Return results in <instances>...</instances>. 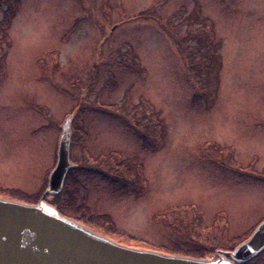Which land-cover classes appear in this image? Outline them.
Instances as JSON below:
<instances>
[{"label": "rangeland", "instance_id": "obj_1", "mask_svg": "<svg viewBox=\"0 0 264 264\" xmlns=\"http://www.w3.org/2000/svg\"><path fill=\"white\" fill-rule=\"evenodd\" d=\"M67 115L74 161L143 178L76 170L66 213L110 214L121 235L85 225L128 246L229 248L264 219V0H0V187L41 192Z\"/></svg>", "mask_w": 264, "mask_h": 264}, {"label": "water", "instance_id": "obj_2", "mask_svg": "<svg viewBox=\"0 0 264 264\" xmlns=\"http://www.w3.org/2000/svg\"><path fill=\"white\" fill-rule=\"evenodd\" d=\"M72 119L61 125L56 162L38 203L0 196V264H246L264 252V219L232 250L214 258L172 254L117 242L45 200L63 191L71 159Z\"/></svg>", "mask_w": 264, "mask_h": 264}, {"label": "trees", "instance_id": "obj_3", "mask_svg": "<svg viewBox=\"0 0 264 264\" xmlns=\"http://www.w3.org/2000/svg\"><path fill=\"white\" fill-rule=\"evenodd\" d=\"M128 103V102H127ZM134 110L138 109L139 106H133ZM136 108V109H135ZM145 111V107L144 110ZM139 112V111H138ZM130 116L133 115V113L129 114ZM135 116H132V122L136 124L138 120V117L134 118ZM134 119V120H133ZM82 164H79L77 170L84 169V168H90L94 171H99L103 172L106 175L110 176L114 182H120L123 183L124 185L128 186H136V181L135 177L138 179L143 178V166L141 164H138V162L133 159V158H126L122 159L121 161L114 156L111 160V162H105L103 166H81ZM76 170V169H75ZM75 170H71L69 172V175L67 177V180L65 182V187L63 192L60 195L56 196H49L47 195L46 200H48L50 203L54 204L62 213L67 214L74 219L87 224L91 227H95V229H100L104 233L108 234L109 236L114 237V235H121L117 231L118 229L115 228V224L113 222V219L110 214L107 213H101V214H96L92 213L88 210V208L84 207L83 205H80L78 209L83 210V215L82 216H74L70 215L65 212L66 207H71L76 200V193L78 192L79 187L81 188V183H79L77 180L75 181L74 179V172ZM46 183L47 179L44 182V185L41 189V192H36L35 194H30L24 191H21L17 188H5V187H0V195L3 197L11 198V199H16V200H21L25 201L28 203H36L39 201L42 193L44 192L46 188ZM203 219L201 217L198 218L197 223L199 225H203ZM99 230V231H100ZM250 234V233H249ZM195 234H191L190 238L185 237V240L183 242H173L172 247L171 246H160L157 247L158 250H162L168 253L172 254H182V255H190V256H196V257H208L206 254L209 252H212L215 254V250L217 247L215 246V241L213 240L212 243V238L208 237L206 238L205 236H202L200 233H196V237L193 236ZM124 236V235H122ZM117 237V236H116ZM128 239L132 238L130 236H126ZM247 237V236H246ZM244 237L243 239H245ZM241 239L240 241H242ZM131 240H136V239H131ZM146 248H153L152 245H143ZM155 248V247H154ZM264 257V253L256 258L255 260L247 263V264H259ZM256 262V263H255Z\"/></svg>", "mask_w": 264, "mask_h": 264}, {"label": "flooded vegetation", "instance_id": "obj_4", "mask_svg": "<svg viewBox=\"0 0 264 264\" xmlns=\"http://www.w3.org/2000/svg\"><path fill=\"white\" fill-rule=\"evenodd\" d=\"M73 147H74V141H73V138H72L71 154H72V148H73ZM71 159H72V155H71ZM72 161H73L75 164H77V167L74 168V169H71V170H75V169L77 170L79 164H78L76 161H74L73 159H72ZM71 170H70V171H71ZM76 170H75V171H76ZM70 171H69V172H70ZM69 172H68V175H69ZM68 175H67V177H68ZM67 177H66V180H67ZM66 180H65V182H66ZM64 187H65V184H64ZM63 190H64V188H63ZM62 192H63V191H62ZM62 192H61V193H62ZM61 193H60V194H61ZM60 194H59V195H60ZM54 196H56V195H54ZM239 242H240V241H239ZM239 242L233 244V245L230 246L229 248H217V250H218V249L232 250V249H234V248L236 247V245H237ZM217 250H216V251H217ZM259 264H263V262H260Z\"/></svg>", "mask_w": 264, "mask_h": 264}]
</instances>
